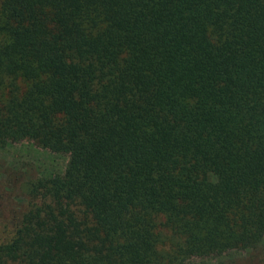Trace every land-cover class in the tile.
I'll return each mask as SVG.
<instances>
[{
    "label": "trees",
    "instance_id": "trees-1",
    "mask_svg": "<svg viewBox=\"0 0 264 264\" xmlns=\"http://www.w3.org/2000/svg\"><path fill=\"white\" fill-rule=\"evenodd\" d=\"M0 264H186L264 245V0H0Z\"/></svg>",
    "mask_w": 264,
    "mask_h": 264
},
{
    "label": "rangeland",
    "instance_id": "rangeland-1",
    "mask_svg": "<svg viewBox=\"0 0 264 264\" xmlns=\"http://www.w3.org/2000/svg\"><path fill=\"white\" fill-rule=\"evenodd\" d=\"M68 156L55 155L21 140L0 149V243L10 230L12 211L24 210L27 197L24 186L49 171L62 172ZM186 264H264V245L231 251L215 259H191Z\"/></svg>",
    "mask_w": 264,
    "mask_h": 264
}]
</instances>
